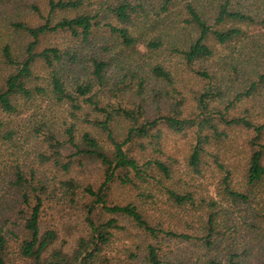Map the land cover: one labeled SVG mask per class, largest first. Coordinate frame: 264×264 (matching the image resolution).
<instances>
[{"label": "trees", "instance_id": "trees-1", "mask_svg": "<svg viewBox=\"0 0 264 264\" xmlns=\"http://www.w3.org/2000/svg\"><path fill=\"white\" fill-rule=\"evenodd\" d=\"M159 3L156 15L170 11L173 1ZM179 3L182 25L195 35H189L183 47L169 45V51L194 74V83L186 92L189 97L183 95L184 87L161 63L148 65V81L136 72H128L117 81L111 79L113 73L109 76V52L133 49L138 43L130 28L145 13L141 4L120 1L106 4L95 13H80L82 3L78 0H48L49 15L75 12L74 16L62 17L55 23L46 18L37 26L21 22L9 25L29 41L22 57L13 55L8 46L2 51L3 62L11 72L0 85V145L11 143L14 135L5 127L4 120L20 115L34 96H50L57 105L66 106L70 119L88 127L90 132L78 135L74 123L65 128L63 137L46 124L32 129L35 137H41L44 149L38 154L42 170L32 168L28 177L19 167L15 171L11 186L18 191L19 199L4 201L0 212V264H6L10 252L13 259L28 264H109V246L115 233L125 230L124 221L139 233L125 251L126 262L175 264L176 256H181L189 258V264H221V257L224 264H264V120L254 122L248 110L235 116L236 102L241 96L222 103L227 92L225 81L216 72L193 69L212 62L215 47L234 43L242 34L239 25H256L258 16L234 8L233 0H218L213 23L209 24L199 0ZM32 10L40 15L35 6ZM99 30H104L111 42L96 48L98 52L89 59L53 46L41 47L47 36L64 34L81 48L91 49V40ZM143 44L156 53L164 45L163 35L144 40ZM65 62L72 67L82 64L80 76L71 87L62 73ZM226 65V77L230 78L234 64L228 60ZM38 66L45 71L47 88L30 87L36 80L34 71ZM148 82L157 86L151 90L154 114H149L144 99L131 107L103 104L100 100L102 93L111 98L125 93L142 98ZM258 90L252 87L243 95L248 98ZM120 121L127 123L122 139L114 130V124ZM234 128L250 134L240 184L234 182L232 186L231 171L213 156L214 165L222 173L215 198H200L195 191L182 192L165 186L173 178V165L163 159V130L174 134L192 132L195 142L185 161L191 172L199 174L207 148L227 139L228 130ZM88 164H96L101 170L102 180L97 187L82 186L73 177L59 181L66 215L77 220L68 228L78 230V234L73 236L72 246L62 244L58 248L55 244L59 232L55 226H46L47 216L60 205L59 199L52 196L55 189L51 190V184L57 173L70 175L73 166L82 168ZM47 175L53 179H47ZM152 184L163 192L161 200L146 191ZM115 187L135 191L136 198L124 203L109 200ZM149 205L154 206L152 216ZM8 211L15 218L12 228L4 230L9 221ZM164 241L182 246L165 252Z\"/></svg>", "mask_w": 264, "mask_h": 264}, {"label": "rangeland", "instance_id": "rangeland-1", "mask_svg": "<svg viewBox=\"0 0 264 264\" xmlns=\"http://www.w3.org/2000/svg\"><path fill=\"white\" fill-rule=\"evenodd\" d=\"M78 1L82 3V7L79 10L80 13L85 11L95 13L106 4H116L120 1H130L131 3L134 2V4H141L142 10L145 11V13L138 16L130 28L131 33L138 39V43L133 49H121V51L111 50V52H109L107 58L112 56L108 72L109 76L113 73L111 79L117 81V79L128 72H136L139 77L143 78V76H145L148 81V65L161 63L165 68L171 70L177 81L184 87L181 89L183 95L189 97L186 92L187 88L191 87L194 83V80L191 79L194 74L183 65L182 61L169 51V45L183 47L188 36L191 35L193 37L195 35L192 30L182 25V6L179 0H172L173 3L170 7V11L159 15H156V13L158 12L160 0ZM47 3L48 0H0V85L11 72L3 62V49L8 46L13 55L22 57L25 46L29 41L26 36L16 32L9 26L12 22H21L31 26H37L42 24L46 18L52 23H55L62 17H72L75 14V12H57L53 15H49ZM217 3L218 0H199L200 10L209 24L213 23L212 15ZM233 5L234 8L244 12L256 13L258 16L257 24L253 26L239 25L242 34L234 43L230 44L228 47H215L216 56L212 62L210 61L211 63L208 62V64L193 66V69H207L211 72H216L219 77H221L222 82L225 81L224 84L227 91L225 92L222 103L233 101L235 96L239 94L241 97L238 102H236V108L233 114L235 116H241L244 114L245 110H248L249 114L252 116L251 118H253L252 120L256 123H261L262 120H264L262 110L264 108V0H233ZM34 6L38 8L40 15L33 12L32 7ZM110 22L115 24L112 20H110ZM160 33L163 35L164 45L158 52L151 53L146 49L143 41L160 35ZM91 41V49L85 47L81 48L69 36L54 34L44 38L41 47L53 46L57 47L61 52H77L80 57L89 59L98 52L96 48L106 46L107 43L110 44L111 42L108 40V36L104 30L95 32ZM115 54H118V57H115ZM228 60L234 64V73H231L230 78L226 77V64ZM81 68L82 64L79 63L73 67L70 66L68 62L63 64V77L69 87L73 84V80H76L77 76H80L78 73ZM34 76L36 80L32 82L30 87L37 86L47 88L45 71L40 66L36 67ZM252 84L254 85L251 86ZM252 87H257V90L259 89L257 93H252L248 98L244 97L243 94ZM156 88V85L152 82H148V87L144 90L142 98L136 97L133 93L120 94L115 98H111L107 93H102L100 94L102 95L100 96V100L103 104L112 103L131 107L133 104L140 103L143 101L142 99H144V104L149 114H154L155 105L153 103L151 90ZM49 97L50 96L41 98L39 96H34L30 100L31 102L21 111L20 115H13L4 120L5 127L14 131V135L11 143L0 145V212L5 206L3 204L4 201L10 202L19 199L18 191L11 186V182L15 181L14 174L17 167H19L25 177H28L32 168L38 167L39 171L42 170L39 167L41 165L38 161L40 150H44L41 137L38 135L35 137L32 132V129L37 124H46L48 128L52 129L55 134H59L61 137L64 136L63 132L65 128L71 123L75 124L78 135L86 131L90 132L88 127L70 119L66 106L57 105L55 101ZM2 119L3 117H0V120ZM126 128L127 123L125 122L120 121L114 124L115 134L119 139L123 138ZM249 135V132L239 128L228 130L227 139L207 148L208 155L204 159L205 164L201 167L199 174H194L187 168L185 161L190 148L195 142L192 132L187 131L184 134H174L170 131L163 130V159L173 165V178L171 181L165 182V186L182 192L190 190L195 191V195L200 198H215L217 194L216 188L222 178V173L214 165L213 156L218 157L219 162L222 163L227 170L231 171L232 186L234 187V182L237 183V185L240 184L242 178L241 170L247 155L246 141ZM71 170L70 175L61 176L60 173H57V179L51 184V190L55 189L52 196L55 200L59 199L60 205L49 213L46 223V226H55L57 232H59L58 241L55 245L66 244L68 248L72 244L73 236L75 237L78 234V230L73 228H71V230L68 227L73 226L77 220L74 216L69 218V216L66 215L68 211L64 208L62 200L64 196L59 181L68 177H73L82 186L89 184L93 187H97L102 180L101 170L96 164H88L82 168L75 165ZM52 177L53 176L47 175V179L49 180H52ZM146 191L151 192L157 200H161L163 196L161 189L154 184L147 187ZM136 195L137 193L135 191H127L115 187L110 192L109 200L115 203H124L135 199ZM164 205L166 204L164 203ZM153 208L154 206L149 205L148 212L150 216H152ZM7 214L9 221L7 222L8 224L4 225V230L6 228H12L11 225L15 218L13 212L8 211ZM152 218L156 219L155 217ZM122 225L125 226V230L116 232L109 246V251L107 253L110 261L109 264H137L134 261L126 262L128 260L125 257V251L131 244L132 239L137 240L136 235L139 233H137L132 225L126 221H124ZM67 228L69 232H67ZM240 232L242 231L240 230ZM177 246L181 247L182 245L170 243L169 241H164L162 244V248H167L165 252H169L168 250ZM258 249L260 251L262 250L260 248ZM182 250L181 248L180 252ZM13 257L14 256L11 255L10 252L9 255H7L6 264L29 263L15 260ZM175 262V264H180L179 262L189 264L190 259L188 258L187 260L184 257L180 256L178 258V256H176ZM221 264H224V259L222 257Z\"/></svg>", "mask_w": 264, "mask_h": 264}]
</instances>
